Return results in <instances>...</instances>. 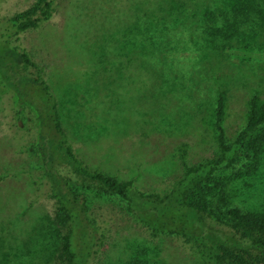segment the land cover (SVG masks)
<instances>
[{
  "label": "rangeland",
  "instance_id": "rangeland-1",
  "mask_svg": "<svg viewBox=\"0 0 264 264\" xmlns=\"http://www.w3.org/2000/svg\"><path fill=\"white\" fill-rule=\"evenodd\" d=\"M33 1L0 0V17ZM55 4L53 16L15 44L47 66L75 152L142 191L166 188L185 164L216 155L219 95L228 142L245 125L253 95L264 100V0ZM14 112V101L0 93V264H54L61 232L47 182L28 152L33 117ZM183 143L189 146L181 158ZM245 151L248 158L216 173L209 197L224 190L230 205L264 213V148ZM84 195L98 233H106L92 264H197L183 237L153 236L119 197Z\"/></svg>",
  "mask_w": 264,
  "mask_h": 264
},
{
  "label": "trees",
  "instance_id": "trees-1",
  "mask_svg": "<svg viewBox=\"0 0 264 264\" xmlns=\"http://www.w3.org/2000/svg\"><path fill=\"white\" fill-rule=\"evenodd\" d=\"M55 10V0H34L23 9L0 17V93L8 94L14 101L12 117H23L24 113L33 117L35 133L28 152L35 156L47 182L54 199L53 222L61 232L54 264H92L104 246L106 233H98L86 191L119 197L153 236L170 233L183 237L184 248L197 264H264V213L230 205L224 190L216 199L209 197L210 182L217 172L234 168L242 158H248L247 147L256 154L264 148V100L253 95L245 125L228 142L224 99L219 95L216 155L185 164L183 173L166 188L142 191L132 179L93 168L75 152L60 118L47 66L15 44L19 34L39 28ZM242 13L248 14L245 10ZM243 48L251 50L247 45ZM188 146H179L181 158Z\"/></svg>",
  "mask_w": 264,
  "mask_h": 264
}]
</instances>
